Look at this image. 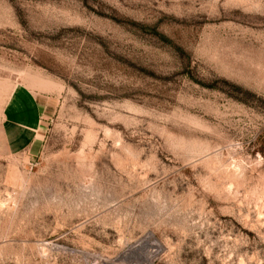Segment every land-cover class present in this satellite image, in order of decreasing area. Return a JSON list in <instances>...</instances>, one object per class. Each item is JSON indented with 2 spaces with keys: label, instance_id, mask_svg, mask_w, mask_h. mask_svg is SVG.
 I'll list each match as a JSON object with an SVG mask.
<instances>
[{
  "label": "rangeland",
  "instance_id": "1",
  "mask_svg": "<svg viewBox=\"0 0 264 264\" xmlns=\"http://www.w3.org/2000/svg\"><path fill=\"white\" fill-rule=\"evenodd\" d=\"M0 264H264V0H0Z\"/></svg>",
  "mask_w": 264,
  "mask_h": 264
},
{
  "label": "crops",
  "instance_id": "2",
  "mask_svg": "<svg viewBox=\"0 0 264 264\" xmlns=\"http://www.w3.org/2000/svg\"><path fill=\"white\" fill-rule=\"evenodd\" d=\"M27 111L19 101H10L2 121L1 135L10 153L35 155L42 147L44 123L34 107Z\"/></svg>",
  "mask_w": 264,
  "mask_h": 264
}]
</instances>
